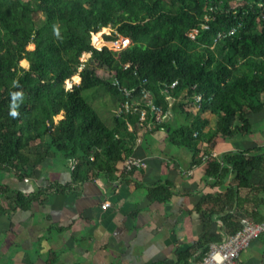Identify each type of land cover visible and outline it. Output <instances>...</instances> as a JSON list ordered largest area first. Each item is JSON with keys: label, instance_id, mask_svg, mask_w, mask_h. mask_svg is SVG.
<instances>
[{"label": "trees", "instance_id": "obj_1", "mask_svg": "<svg viewBox=\"0 0 264 264\" xmlns=\"http://www.w3.org/2000/svg\"><path fill=\"white\" fill-rule=\"evenodd\" d=\"M234 1L241 4L231 8ZM262 3L264 0H0V170H13L23 179L52 159L69 167L68 187L99 174L114 179L120 165L132 155V128L151 121L149 111L139 122L138 111L125 114L121 110L140 100L142 90L152 93L155 104L173 115V121L154 125L150 132L163 130L166 142L188 150L193 164L201 163L200 144L211 150L218 138L248 135V114L264 107ZM34 15L43 19L36 20ZM206 15L210 17L208 29L201 30ZM107 28L111 31L102 36L104 42L121 39L127 45L117 51L93 47L92 38ZM194 29L198 33L191 39L188 34ZM231 29V35L215 41L218 32ZM94 44L99 46L98 38ZM22 61L27 62V71L17 77ZM71 78L76 84L66 89L65 82ZM115 81L122 88L133 89L131 99L113 86ZM175 81L177 96L183 91L201 95L199 111L181 102L168 107L160 91ZM96 88H102L114 105L109 124L83 96ZM204 113L212 115V132H204ZM60 114L62 118L55 120ZM256 171H264V154L230 152L205 162V181L211 179L213 188L224 187L230 173L233 179L224 190L204 196L197 210L211 207L209 217L225 213L220 220L230 229L228 235L233 234L238 226L229 212L239 198L249 214L263 201L264 186L254 187L250 182ZM132 172L121 173L119 178ZM40 194L14 193V205L28 209ZM171 194V184L164 182L150 188L148 196L166 199ZM201 238L181 254L184 264H190L196 247L202 245Z\"/></svg>", "mask_w": 264, "mask_h": 264}, {"label": "crops", "instance_id": "obj_2", "mask_svg": "<svg viewBox=\"0 0 264 264\" xmlns=\"http://www.w3.org/2000/svg\"><path fill=\"white\" fill-rule=\"evenodd\" d=\"M204 118V132L214 131L212 115L204 113ZM248 119V135L218 138L211 150L200 144L198 156L207 151L217 157L230 152L264 154V107L249 113ZM131 131L132 155L143 165L125 178H119L121 164L112 180L99 174L68 187L69 167L52 159L23 179L13 170H0V188L5 189L0 190V264H184L181 254L202 237V245L189 260L193 264L205 246L230 234L220 220L225 213L209 217L211 207L197 210L204 196L217 194L227 183L219 190L213 188L211 179L205 181V162L191 163L188 150L168 144L163 130ZM164 182L171 184L172 194L150 198L149 189ZM250 182L264 186V171L254 172ZM37 192L39 198L28 209L14 205V193ZM262 197L252 214L239 198L229 212L231 220L245 216L264 222V193ZM106 202L109 207L103 209ZM241 263L264 264V233L242 253Z\"/></svg>", "mask_w": 264, "mask_h": 264}, {"label": "built area", "instance_id": "obj_3", "mask_svg": "<svg viewBox=\"0 0 264 264\" xmlns=\"http://www.w3.org/2000/svg\"><path fill=\"white\" fill-rule=\"evenodd\" d=\"M237 3V1H236ZM241 3L235 5V7L239 6ZM231 7V8H235ZM260 13L261 18L264 19V3L260 5ZM211 11V9H210ZM209 16H204L205 22L200 25L201 30L208 29V21ZM260 18V16H259ZM233 29L228 32L220 31L216 34L215 41L229 36L233 33ZM198 30L194 29L191 30L188 34L189 38L194 39L197 35ZM112 46L114 45L113 49L108 48L110 50H120L125 45H119L118 43L109 42ZM82 65L80 66V68ZM177 81L172 82L170 85L166 84L163 85L160 95L163 97L165 102L167 103L168 107H170L173 103H188L191 109L194 112L200 110L202 98L200 94L197 93H188L183 91L180 95H176V88H177ZM113 86L118 88V91L124 95V97L131 99V94L133 93V89L128 90L126 88H122L119 86L118 82L115 81ZM125 114L131 113L132 110L139 112V122L145 120L146 114L148 111L150 112L151 121L147 123L146 126H142L141 123L137 125V128H144L146 131L150 132L152 126L154 125H162L166 123L168 120L173 121V115L170 111L165 110L155 104V98L152 93L147 92L146 90H142L140 92V100H134L131 104L123 105L121 109ZM120 110L118 109V112ZM136 128V127H135ZM130 129V128H129ZM214 153H208L202 156L203 162H209L215 159H218ZM75 161L71 163L70 169L73 168ZM143 165L141 159L136 158L133 155L128 156L121 165L120 173H128L132 170L139 169ZM232 173H230L231 175ZM229 175V177H230ZM228 177L227 184L230 182ZM25 182L28 179H24ZM109 207V203H104L102 205L103 209ZM237 222V230L231 234L226 235L223 239L218 242H211L208 245V249L206 252L200 254L199 257L194 259L193 264H242L241 263V256L242 253L247 250L250 244L257 240L263 233H264V222H254L251 219L242 216L236 219Z\"/></svg>", "mask_w": 264, "mask_h": 264}, {"label": "rangeland", "instance_id": "obj_4", "mask_svg": "<svg viewBox=\"0 0 264 264\" xmlns=\"http://www.w3.org/2000/svg\"><path fill=\"white\" fill-rule=\"evenodd\" d=\"M238 4V2L236 3V1L231 2V7H235V5ZM34 19L36 20H42V17H37L36 15L33 16ZM111 29L107 28L105 30H103L98 36H95L94 38H98L100 44L99 46H96L94 44V38H92V46L97 48V49H101L103 47H107V48H112L114 47V45H110L109 42H104L102 40V36L103 35H108L110 33ZM119 45H127V43L125 41H122L121 39H119V41L117 42ZM29 50H32V48L28 47ZM81 62H83L85 60L84 57H81ZM27 71V62L22 61L19 65V71L17 74V77L23 76ZM78 83V82H77ZM72 84H76V82L73 81V78H71L70 80L65 82V88L69 89L71 87ZM84 98L87 100L88 103H90L92 105V107L94 108V110L96 111V113L98 114V116L102 119V121H104V123L109 124L111 121V114L112 111L114 109V105L110 100V97L107 93H105L102 88H96V89H91L88 90L86 92L83 93ZM60 119V115L56 117L55 120H59Z\"/></svg>", "mask_w": 264, "mask_h": 264}, {"label": "clouds", "instance_id": "obj_5", "mask_svg": "<svg viewBox=\"0 0 264 264\" xmlns=\"http://www.w3.org/2000/svg\"><path fill=\"white\" fill-rule=\"evenodd\" d=\"M13 115H15V113H13Z\"/></svg>", "mask_w": 264, "mask_h": 264}]
</instances>
